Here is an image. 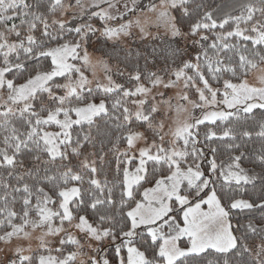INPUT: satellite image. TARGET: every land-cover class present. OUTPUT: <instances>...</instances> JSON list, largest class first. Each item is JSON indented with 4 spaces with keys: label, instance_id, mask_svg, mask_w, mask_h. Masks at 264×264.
Wrapping results in <instances>:
<instances>
[{
    "label": "snow or ice",
    "instance_id": "1",
    "mask_svg": "<svg viewBox=\"0 0 264 264\" xmlns=\"http://www.w3.org/2000/svg\"><path fill=\"white\" fill-rule=\"evenodd\" d=\"M0 264H264V0H0Z\"/></svg>",
    "mask_w": 264,
    "mask_h": 264
}]
</instances>
